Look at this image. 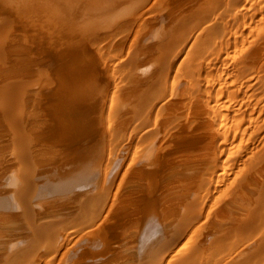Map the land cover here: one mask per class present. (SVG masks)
<instances>
[{
    "label": "bare ground",
    "instance_id": "obj_1",
    "mask_svg": "<svg viewBox=\"0 0 264 264\" xmlns=\"http://www.w3.org/2000/svg\"><path fill=\"white\" fill-rule=\"evenodd\" d=\"M214 1L217 0H160L158 3L162 11L159 14L161 18H158L162 19V24L159 23V27L156 25L157 28L152 26L150 33L153 36L148 35L151 36L150 42L153 39L152 44L145 42L147 37L146 40L142 38L145 33L139 37L142 29L138 28L139 36L138 32L137 35L135 33L139 37H136L137 41L142 38L139 41L146 43L142 42L154 60L157 57L154 53L172 48L174 42L176 45L175 34L181 27H190L191 20L192 24L196 23L194 19H200L194 30V24L185 28L194 31V40L183 63L192 57L195 59L194 47L197 45L196 48L203 51L209 45L206 44L212 41L211 35L217 34H212L214 21H211L212 17L208 18L213 14H208L209 10L205 12L206 7L213 5ZM225 1L230 9H234L241 0ZM144 2L147 0H0V264H22L32 258L35 263L40 262L37 260V254L42 250L40 246L59 236L51 234L47 230L49 226L59 227L61 221L57 219L60 214L65 217L69 214L68 217L71 215L75 219L78 217L76 207L79 193L74 194L76 183L88 192L86 199L80 196L85 199L80 202L81 212L87 214L96 209L95 221L90 219L94 224L88 228L85 222L88 228L84 230L86 233L79 234L77 238L71 236L76 240L69 247L68 243L66 246L61 242L49 263L83 264L88 259L96 260L105 255L111 262L136 263L151 249L154 252L153 249H162L165 245L170 252L178 243L174 252H167L169 259L166 264H189L193 258L196 261L197 256L202 258L200 255H206L205 251L210 250L212 245L220 248L236 234L243 237L240 238L241 243L236 242L237 248L231 244L232 247L228 246L234 251V254H230L231 262L238 264L243 256L253 258V252L264 251V121L263 126L260 123L261 130H255L260 116L263 115L262 119L264 117V104L261 105L264 94L260 95L261 98L258 95V99L254 92L239 96L236 92L239 89L235 86L236 76L233 82L218 87L217 93L207 92L211 93L207 97L209 99L193 94L188 104L184 101L185 106L183 99L187 97L185 90L188 91V88L183 83L186 81L180 83L177 79L179 82L176 80L165 97L157 99V95H160L157 93L155 100L159 101L151 102V88L163 74L152 71L153 67L149 68L147 59L151 57L144 59L147 51L141 53L145 49L139 47L142 43L139 46V43L137 46L135 44L131 49L132 42V53L129 51L132 56L125 72L128 74L127 84L123 86V92L119 91L123 102L115 105V111L119 110L117 119L109 118V122L106 121L107 95L110 91L104 72L107 67L98 64L95 53L88 45L91 39L88 40L87 36L113 29L119 25L116 23L118 20L123 16L126 18L132 9ZM226 3L221 4L222 7ZM6 5L20 19L34 23L43 21L58 34L59 45L62 41L64 48H61L65 54L58 65L62 67L60 71L50 69V62L38 56L39 50L36 48L39 46L34 47L40 40L36 41L39 35L36 29V33L28 31L30 35L26 31V38L24 32L19 33L23 25H18L23 20L19 22L20 19L12 15L10 18L12 16L14 20L3 17L1 6ZM237 12V21L241 20L239 26L254 25L252 31H257L264 22V0H251ZM15 20L19 22L18 25ZM144 21L149 22L146 18ZM149 23L152 25L153 22ZM145 28L147 31L146 25ZM238 28L232 29L220 43L217 41L219 46L216 44V47L220 48V52H216V56L226 54V67H236L237 70L243 65L252 67L254 81L247 86L251 88L261 84L260 87H263L264 38L260 36L263 30L254 37L251 32L248 34L243 28L241 31ZM44 31L47 32V29ZM186 38V42L181 38L185 45L190 41V36ZM41 44L45 42L37 45L41 47ZM231 47L236 49L232 50ZM198 50L195 51H201ZM43 51L46 52L45 49ZM139 53L144 57L139 58ZM43 62L49 65L44 63L47 66L45 70ZM214 79L205 76L204 80L208 86L216 88L218 83ZM226 86H235L237 90L228 89L229 93ZM115 87L118 89V86ZM158 91L161 93V90ZM119 95L116 96L120 98ZM259 106L262 108L259 109ZM164 113L166 116H162ZM113 114L111 111V116L108 115L112 117ZM135 115L140 119L137 123L134 121L136 125L131 128ZM246 122L249 124L245 126ZM250 128L252 131L248 139L250 136L255 138L245 146L248 155L246 153L247 156L235 163L230 158L225 159L231 153L230 149L229 152L227 150L231 144L238 143L236 137L239 131H243L244 135ZM111 130L121 132L119 137L122 136L123 144L118 154L113 149L106 153L102 146L105 142L103 134ZM102 136L104 141H101ZM238 144L233 145L237 147ZM238 153L236 156L239 157ZM102 202L106 210L98 209ZM258 264H264V259Z\"/></svg>",
    "mask_w": 264,
    "mask_h": 264
},
{
    "label": "rangeland",
    "instance_id": "obj_2",
    "mask_svg": "<svg viewBox=\"0 0 264 264\" xmlns=\"http://www.w3.org/2000/svg\"><path fill=\"white\" fill-rule=\"evenodd\" d=\"M160 0H147V2L145 3H141V4H139V6L137 7H135L134 9H132L131 10V12L126 16V18H124V16H123V18L122 19H120V20H118L116 23L118 24L119 23V25H117V26H113L114 28L112 29V28H110L109 30H107L106 29V31H99V32H97V33H92V34H90L91 36H87V39L89 40V39H91L89 42H88V45L90 44V45H92L91 47H90V45H89V48L90 49H92V52L93 53H95L94 55H95V57L97 58V60H98V64L99 65H102L103 67H104V65H105V68L107 69V70H104V72L106 73V82H107V89H109L108 91V94L109 95H107V105H106V114L108 115H110L111 116V111H113V115H112V117H110L109 115L107 116L106 115V121H108L109 122V120L110 119H112V118H116L117 117V113L119 114V110H118V112H116L117 111V109H116V107H115V105H121V102H123V99H122V96H120L119 94H122V93H120L119 91H121V92H123L124 91V88L126 87V84H127V81L126 80H128V78H127V73H125L126 72V70H127V64L129 63V61H130V56H132V50H130V44L133 42H135L134 44L132 43V46H131V49H134V45L136 44V46H137V44H138V46L143 42V41H139V40H142V38L143 39H147V41H145L147 44H152V40H151V42L149 41V38H151V36H153V34H151L150 32L153 30V27L152 26H156V25H158L159 23L160 24H162L160 21L162 20V19H160L159 20V18H161V15H159L160 13H161V11H162V9H161V5L159 4L160 2H159ZM217 1H219V0H217ZM216 1V2H217ZM222 1V0H221ZM224 2H222V3H219V2H217V4H216V2L214 1V3H212L213 5H211V4H209V7L207 6L206 8V10H205V12H207L208 10V14H215L214 16L212 15V16H210V15H208V18H213L211 21H214V24H212L213 22H211V24L213 25V27H214V29L215 30H217V31H215L214 29H213V27H212V29L214 30L213 31V33H212V31H210V33H212V34H214V32L215 33H217V34H215V35H211V36H213V39H211L210 41V43H207L206 45H208V46H206L205 48H206V50H205V48L203 49V51H202V49H200L199 48V50H198V48H196L197 47V45L194 47V50H193V54H195V59H193V57L190 59V60H187V61H185L184 63H183V61L185 60V58H186V56H187V53L192 49V47H193V32L194 31H192V29H189L190 27H191V25L192 24H194V26L192 27L193 28V30H194V27H195V25L198 23V20H200V19H198V20H196V19H194V22H196V23H192L191 24V22H193V20H191V22L189 23V25H190V27L187 25V26H185V28H187V27H189L188 29H185V28H180L178 31H177V33L175 34V39L178 41H176L177 43H176V45H175V42H174V45L172 46V48L171 47H168V48H166V49H161V51H159V52H157V53H154V54H156L157 55V57L156 58H154V60H153V58L151 57V56H149V54H148V51H147V48L145 47L146 45H144V44H146V43H142L141 44V46H139V47H143L142 49H144V50H141V53H143L145 50L147 51L146 53H145V55H147V56H143L141 53H139V55H140V57L139 58H141L142 56L144 57V59H146V58H148V57H151V58H149V59H147V61L149 60V62L153 65H151L149 62H148V66H149V68H152L151 70L152 71H158V72H160L161 74H163V76L160 78L163 82H161V80L158 78V80H157V82L156 83H154L153 85H154V88L152 87L151 88V91H150V94L151 95H149V96H151V97H149V100H151V102L152 101H154L158 96V98L157 99H159V98H163V97H165V95L166 94H168L167 92H170L172 89V85L173 84H175V82H176V80L177 79H179V81H180V83H183V82H185L186 81V83H183L184 85H185V88H188L187 90L188 91H186L185 90V92L187 93V94H185V96H187V97H185L186 99H183V104L186 106V104H188L189 103V101H191V99H192V97H193V94L195 95H197V94H199L198 96H201L202 98H204V99H209V98H207L210 94H206L207 92L209 93V91L210 92H214L215 91V93H217V91L219 90L218 89V87H220L221 85L223 86L224 84H228V83H230V82H233V80L234 79H236V76H238V78H237V80L235 81V83H236V85L235 86H237L238 87V89L239 90H237V87H233L232 88V86L231 87H228V86H226L227 87V90L229 89L230 91H234L235 92V90H233V89H235L236 88V92L238 93V95L239 96H241L242 94H244L243 96H245L247 93H255L254 95H256V98L258 97V95H259V97L258 98H261V96L260 95H263L264 94V86L263 87H260V85L261 84H259V85H257L256 84V87L255 86H253V87H249V83H252L254 80H253V78H252V67H250V66H248V65H243L241 68H238V70L236 69V67H235V69L232 67V66H230V67H226V65H227V57H225V55L224 54H218L217 56H216V54L218 53V52H220V48L218 47L219 46V44L218 43H220L221 42V40H224L230 33H231V30L232 29H236V28H238L240 31H241V29L242 30H244L246 33H248V34H250L249 32H251L252 33V36H256L257 35V33L259 32V34L258 35H260L261 33V37L262 38H264L263 36H264V22H262L263 24H262V26H260V28L255 32V31H252V27L254 26H248V27H241V25L239 26V22L241 21H237V20H239V17H237L236 15L238 14V12L236 13V11H239V10H241V8H243L244 9V6L247 4V3H249L250 1L249 0H244V4L241 6V4H242V1L243 0H241L240 1V3L238 4V3H236L237 5L235 6V5H233V6H235L234 7V9L231 7V9L229 8V5H228V3H226V1L225 0H223ZM159 2V3H158ZM224 3H226L224 6H228V8L227 7H225V8H227V9H225L224 8V6L222 7V5L224 4ZM221 5V7L219 6V5ZM149 5V6H148ZM217 5V6H216ZM7 6V5H6ZM6 6H1V9H2V12H3V17H8L9 19H13L14 17L17 19V20H19L20 18L17 16V14H14L15 12L11 9V8H9L8 6V9H7V7ZM217 8L218 6V8L217 9H214L215 7ZM241 6V7H240ZM4 7H6V9L4 8ZM213 9V10H212ZM235 10L234 12H233V10ZM5 10V11H4ZM6 10H8L9 12H7ZM226 10V13L224 12ZM230 10V11H229ZM144 11V12H143ZM232 11V13H233V15H232V13H230ZM211 12V13H210ZM227 12H229V13H227ZM5 13V14H4ZM6 13H8V14H6ZM11 13V14H10ZM136 13V14H135ZM138 14H140V15H138ZM148 14V15H147ZM158 14V15H157ZM10 15H12V16H14L13 18H12V16H11V18H10ZM137 15H138V18H137ZM207 14L205 13V17H207L206 16ZM217 15V16H216ZM224 15V16H223ZM231 15V16H230ZM140 16V17H139ZM146 16V17H145ZM221 16V17H220ZM233 16H234V18H233ZM156 17L158 18V19H156ZM216 17V18H215ZM259 18H260V16H258ZM257 17V19L259 20V18ZM14 18V19H15ZM19 18V19H18ZM137 18V19H136ZM146 18V21L148 22H153L152 23V25H150V23L148 24V23H145V21H144V19ZM221 18L223 19V21H221ZM238 18V19H237ZM242 18V17H241ZM244 18V17H243ZM242 18V19H243ZM245 18H247V17H245ZM13 19V20H14ZM132 19V20H131ZM142 19H143V22H142ZM150 19V20H149ZM248 19V18H247ZM17 20H15V22H16V24L18 25V23L19 22H21L22 20V24H20L19 23V25L18 26H21V25H23V30L21 29V27H20V29H19V33H21V34H24L26 31H27V33H28V35H30L29 34V32L28 31H30V33H36L35 31L37 30V32L38 33H36L38 36L36 37V41L38 42V40H39V43H35L36 45L37 44H40V43H44L45 42V44H41V47H40V45H35L34 43H31L32 45L34 44V47H38V48H36L37 50H39V51H37V52H39L38 53V56H42V58L43 57H45V59H46V61L45 62H50V63H48V64H50L51 65V67H50V69L51 68H53L54 70H59L60 71V69H62V67H59L60 65L59 64H61L62 63V61H63V56L65 55L63 52H64V49H62L61 47H63L64 48V44L62 43V41H61V44L59 45V36H58V34H56L55 33V31L53 30V29H51V27L50 26H48L47 24H44L45 22H43V21H40V23L38 22V21H36L37 23H34L35 21H30V20H28L27 21V19H25L24 20V18H21L20 19V21L19 22H17ZM127 20V21H126ZM130 20V21H129ZM133 20H134V22H133ZM156 20V21H155ZM157 20H159L158 21V23H157ZM196 20V21H195ZM216 20V21H215ZM248 20H250V19H248ZM27 22L26 24H28V26H26V24H25V22ZM155 21V22H154ZM201 21V20H200ZM222 22V24H221V22ZM236 21V22H235ZM33 23V24H30V23ZM42 22V23H41ZM141 22V23H140ZM219 22V23H218ZM235 22V23H234ZM238 22V23H237ZM122 23V24H121ZM128 23V24H127ZM157 23V24H156ZM231 23H233V25H231ZM238 25H237V24ZM258 23V21L255 23V24H257ZM42 24H43V27H42ZM142 24V25H141ZM150 26H148V25ZM34 26L33 28H32V26ZM140 25L142 26L141 28H139L140 27ZM144 25V26H143ZM145 25L149 28H147V31L145 30L146 28H145ZM215 25V26H214ZM235 25V26H234ZM250 25V24H249ZM40 26V27H39ZM45 26V27H44ZM130 26V27H129ZM160 25H158V27H159ZM226 26H227V28H226ZM229 26V27H228ZM231 26H233V28L231 27ZM237 26V27H236ZM29 27V28H28ZM39 27V28H38ZM45 28V29H44ZM48 28H49V30H48ZM142 29V30H145L146 32H142V30H141V32L140 33H142V34H140L141 36H139V31H138V29ZM145 28V29H144ZM154 28H157V26L156 27H154ZM225 28L227 29V31L228 32H226V30H225ZM230 28V29H229ZM247 28V29H246ZM254 28V27H253ZM262 28V29H261ZM34 29H36V30H34ZM46 30L47 29V32L46 31H44V30ZM53 32H52V31ZM116 30V31H115ZM124 32H123V31ZM188 30V31H187ZM225 30V31H224ZM263 30V31H262ZM34 31V32H33ZM42 31V32H41ZM112 31V32H111ZM186 33H185V32ZM190 31V32H189ZM262 31V32H261ZM24 32V33H23ZM108 32V33H107ZM113 32H114V34H113ZM117 32V33H116ZM121 32V33H120ZM125 32H128V33H125ZM137 32H138V36L139 37H142L143 35H144V33H145V35L142 37V38H140L138 41H137V38H139L138 36H136L137 35ZM261 32V33H260ZM119 33V34H118ZM135 33H136V35H135ZM153 33V32H152ZM229 33V34H228ZM41 34V35H40ZM45 36H44V35ZM100 34H102V36H100ZM124 34H126V35H124ZM147 34V35H146ZM185 34V35H184ZM188 34V35H187ZM228 34V35H227ZM253 34H255V35H253ZM25 35V37L26 38H28V36H26L27 34L25 33L24 34ZM53 36V37H51L50 38V36ZM111 35H113V36H111ZM148 35H151V36H149L148 37ZM179 35V36H178ZM184 35V36H183ZM187 35V36H186ZM218 35V36H217ZM227 35V36H226ZM100 36V37H99ZM133 36L135 37V38H133ZM183 36V37H182ZM189 36H190V38H189ZM224 36V37H223ZM226 36V37H225ZM46 37V38H45ZM49 37V38H48ZM93 37V38H92ZM107 37V38H106ZM137 37V38H136ZM145 37V38H144ZM147 37V38H146ZM177 37V38H176ZM180 37V38H179ZM186 37H188L189 39H190V41L188 42V44H184V41L186 42ZM217 37V38H216ZM251 36H249V40L251 39L250 38ZM56 38H58V39H56ZM101 38V40H99V39ZM104 38V39H103ZM109 38V39H108ZM111 38V39H110ZM114 38V39H113ZM181 38H184L185 40L183 41V39H181ZM38 39V40H37ZM47 39H48V41H49V43H51V45L49 44V43H47L48 41H47ZM55 39V40H54ZM92 39H93V43L91 44V42H92ZM96 39H97V41H96ZM136 39V40H135ZM42 40V41H41ZM53 40V41H52ZM95 40V41H94ZM106 41V43L104 42V41ZM220 40V41H219ZM35 41V42H36ZM101 41V42H100ZM109 41V42H108ZM181 41H182V45H181ZM217 41H218V43H217ZM56 42V43H55ZM58 42V43H57ZM104 42V43H103ZM126 42V43H125ZM47 43V44H46ZM54 44V45H53ZM55 44H58L57 45V47L55 46ZM105 44V45H104ZM216 44L218 45L217 47H216ZM44 45V46H43ZM95 45V46H94ZM183 45H185V46H183ZM45 46H46V48H45ZM51 48V51L49 50L50 48ZM60 46V47H59ZM99 46H100V48H99ZM43 47V48H42ZM58 47H59V49H58ZM102 47V48H101ZM183 47V48H182ZM40 48H41V50L43 51L44 49H45V51L46 52H42L41 50H40ZM49 48V49H48ZM56 48H57V50L60 52V51H62V52H60V53H55V51L56 52H58L57 50H56ZM95 48V49H94ZM140 48V49H141ZM218 48H219V50H218ZM102 51H100V50ZM104 49H106V50H104ZM218 50V51H215V50ZM231 49L232 50H235L236 49V47H231ZM54 50V51H53ZM94 50V51H93ZM96 50V51H95ZM195 50H198V51H200V52H197V51H195ZM129 51H131V53H130V55H129ZM166 51V52H165ZM211 51V52H210ZM40 52H42V53H40ZM48 52H50V53H48ZM52 52H54V53H52ZM97 52H100V53H98L97 54ZM161 52V53H160ZM204 54H203V53ZM217 52V53H216ZM63 53V54H62ZM101 53H102V56H101ZM106 53V54H105ZM177 53V54H176ZM53 54V55H52ZM144 54V53H143ZM179 55L178 57L176 56V58H174L175 56L174 55ZM61 55V56H60ZM47 56V57H46ZM57 56V57H56ZM109 56V57H108ZM58 57H60V58H58ZM98 57H99V59H101L100 57H102V59H103V61H102V59L101 60H99L98 59ZM109 59H107V58ZM111 57V58H110ZM118 59H117V58ZM122 57V58H121ZM129 57V58H128ZM142 57V58H143ZM48 58V59H47ZM50 58V59H49ZM51 58H52V61H50L51 60ZM107 60H106V59ZM121 58V59H120ZM158 58V59H157ZM44 59V60H45ZM118 61H117V60ZM120 59V60H119ZM143 59V60H144ZM122 60V61H121ZM140 60V59H139ZM153 61V62H152ZM45 62H43V67H44V70L47 68V66L49 67V65L48 64H46ZM54 62H56V63H54ZM59 62H61V63H59ZM100 62V63H99ZM102 62V63H101ZM104 62V63H103ZM108 62V63H107ZM128 62V63H127ZM47 65H45V64ZM123 63H124V65H123ZM52 64H53V66H52ZM197 64H199V65H197ZM56 67H55V66ZM59 65V66H58ZM101 66V67H102ZM119 66V67H118ZM249 68H248V67ZM46 67V68H45ZM55 67V68H54ZM103 67L101 68V69H103ZM121 67V68H120ZM244 67V68H243ZM58 68V69H57ZM114 68H115V70H114ZM119 68L121 69V70H119ZM195 68V69H194ZM49 69V68H48ZM52 69V70H53ZM117 69V70H116ZM122 69H123V71H122ZM124 69H125V71H124ZM247 70H249L248 72H246ZM251 70V71H250ZM193 71V72H192ZM240 71H242V72H240ZM245 71V72H244ZM110 72V73H112V74H108V73ZM243 72L245 73V75L243 74ZM119 73V74H118ZM122 73V74H121ZM248 74V75H247ZM108 75H110V76H108ZM122 75H124V76H122ZM205 76L207 77V78H209V76L212 78V80L214 79L213 77H215V79H214V81L216 80L217 81V87L216 88H213L212 87V85H211V87H212V89H211V87L210 86H208L207 85V82L204 80L205 79ZM219 76H221V77H219ZM123 77V78H122ZM120 78V79H119ZM230 78V79H229ZM119 79V80H118ZM231 80V81H228V80ZM123 82H121V81ZM160 80V81H159ZM168 80V81H167ZM182 80V81H181ZM184 80V81H183ZM121 83H119V82ZM165 81V82H164ZM174 83H173V82ZM178 81V80H177ZM178 81V82H179ZM158 82H159V84H158ZM220 82V83H219ZM160 83H162V84H160ZM156 84V85H155ZM187 84V85H186ZM220 84V85H219ZM245 84V85H244ZM247 84H249L248 86H247ZM108 85H109V87H108ZM121 85V86H120ZM190 85H192V86H190ZM115 86H118V89H117V87H115ZM120 86V87H119ZM123 86H125V87H123ZM172 86V87H171ZM247 86V87H246ZM249 87V88H248ZM116 88V89H115ZM121 88V89H120ZM162 88V89H161ZM167 89V90H165V89ZM242 88V89H241ZM245 88V89H244ZM248 88V89H247ZM252 88L254 89V91L252 90ZM263 88V89H262ZM106 89V90H107ZM158 89L159 90H161V93L158 91ZM194 89V90H193ZM209 89H211V90H209ZM213 89H215V90H213ZM232 89V90H231ZM247 89V90H246ZM256 89V90H255ZM153 90H154V92H153ZM227 91V92H229L230 93V91ZM246 90V91H245ZM252 90V91H251ZM263 90V91H262ZM204 91H205V93H204ZM244 91V92H243ZM262 91V92H261ZM166 92V93H165ZM188 92H190V93H188ZM195 92H197V93H195ZM202 92V93H201ZM233 92V93H234ZM243 92V93H242ZM247 92V93H246ZM118 93V94H117ZM152 93H154V96L153 97H155V98H153L152 97ZM157 93L158 94H160L161 96L162 95H164V96H160V95H157ZM214 93V94H215ZM262 93V94H261ZM157 95V97H156V95ZM189 94V95H188ZM202 94V95H201ZM113 95V96H112ZM119 95L120 96V98L119 97H117V96ZM115 96V97H114ZM190 96V97H189ZM113 97V98H112ZM264 97V96H263ZM240 98H243V97H240ZM257 98V99H258ZM156 99V100H157ZM115 102H114V101ZM155 100V101H156ZM159 101V100H158ZM158 101H156V102H158ZM161 101V100H160ZM186 102V104H185V102ZM188 101V102H187ZM118 102V103H117ZM256 102V101H255ZM262 102V103H261ZM260 103H261V105L263 106V101H261ZM112 103V104H111ZM114 104V105H113ZM236 104V103H235ZM111 105H113V106H111ZM262 106H259V109L260 108H262ZM110 107H112V108H110ZM114 107V108H113ZM118 108H119V106H118ZM263 108H264V106H263ZM111 109H113V110H111ZM120 109V108H119ZM108 110H111V111H108ZM116 110V111H115ZM157 110V109H156ZM156 113V112H155ZM155 113H154V115H155ZM161 115V114H160ZM115 116V117H114ZM162 116H166L165 115V113L164 114H162ZM263 116V115H262ZM262 116H260V118H259V120H260V122H259V120L258 121H256L255 122V126L256 125H258V122H259V125L255 128V126H254V128H255V130H261L260 129V127H261V125H260V123L262 124L263 122L262 121H264L263 119H264V117H263V119H262ZM238 117V116H237ZM110 118V119H109ZM117 119V118H116ZM139 116L138 115H135L133 118H132V120H131V122H132V124H131V128L132 127H134V125H136V123H137V121H139ZM136 123H135V122ZM134 123V124H133ZM106 124H107V122H106ZM248 125L249 123L248 122H246V123H244V125ZM243 125V126H244ZM245 125V126H246ZM244 126V127H245ZM260 126V127H259ZM262 126H263V124H262ZM243 127V128H244ZM253 128V127H252ZM264 129V128H263ZM252 131V129L250 128L249 129V131L248 132H246V134H244L245 135V137H243L244 135H243V131H239V134H238V136L236 137V138H238L237 139V141H238V143L237 142H235L236 143V145L238 144V146H240V148L237 146V147H234V145L233 144H235V143H233V144H231V146L227 149L228 150V152H229V149H230V154L228 153V157L226 156V158L225 159H227V158H230V161H232L233 163H235V162H238L240 159H242L243 158V156L245 155V156H247L248 155V153H247V147H245L246 146V144H250L251 142H252V140H254V136L253 135H256L255 133H253V137H251L250 136V138L248 139V135H249V133ZM254 130V129H253ZM117 131H118V129H117ZM120 131V130H119ZM234 132V131H233ZM261 132H263V131H261ZM109 135H108V134ZM113 134H114V136H113ZM119 134V135H118ZM104 136H105V138H104V140H105V142H104V144L102 143V146L104 145V147H105V150H106V153H109V151L111 150V149H113V150H115V151H113L114 153H119L120 152V148L122 147V144H123V141L121 140V137H119L120 135H121V132L120 133H118V132H116V130H111V131H109V132H106V134H103ZM107 135V136H106ZM116 135V136H115ZM239 135H241V136H239ZM250 135H251V133H250ZM257 136V135H256ZM107 137V138H106ZM117 137V138H116ZM119 137V138H118ZM240 137H243V139L242 138H240ZM242 139V140H241ZM248 139V140H247ZM103 140V136H102V138H101V141H104ZM117 140V141H116ZM247 140V141H246ZM251 142H250V141ZM239 141H243L242 143L241 142H239ZM244 141L246 142V143H244ZM107 142V143H106ZM109 142V143H108ZM248 142V143H247ZM106 143V144H105ZM122 143V144H121ZM244 143V144H243ZM241 144V145H240ZM243 144V145H242ZM106 145V146H105ZM234 148H236L237 149V151L239 152H237L235 149H233V147ZM242 146H244V147H242ZM242 147V148H241ZM243 148H245L244 149V151H241ZM239 149V150H238ZM232 151H233V155H232ZM236 151V155H237V153L238 154H240L239 155V157L238 156H236L235 155V152ZM240 151H241V153H240ZM246 153H247V155H246ZM227 154V153H226ZM225 154V155H226ZM237 157V159L238 160H233L234 158H236ZM241 156V157H240ZM234 157V158H233ZM227 160H229V159H227ZM76 191H75V193L74 194H76V193H79V194H77V209L79 210L78 212V217H77V219H75L74 218V216H71L70 215V217H68L69 216V214L68 215H66L67 217H65L64 216V214H60V216L58 217L59 219H57V220H59V221H61V223H60V225H58L59 227L57 228V226L55 227V226H53V225H51V226H49V228L47 229V230H50V233L51 234H54L55 235V237H56V234L57 235H59V236H57V238L56 239H53L55 242H54V244H53V240L52 241H48L47 243L45 242L43 245H41L40 247V249H42V250H40L39 252H40V254H42V256H40V254L38 253L37 255V257H38V261H40V262H38V263H35L36 261L35 260H33V258L31 259V261L28 259V261L27 260H25L24 262H22V264L24 263V264H48L49 263V259H51L52 258V256H54V254H55V250L57 249V247H58V245L59 244H61V242L63 243V245H66L67 246V243H68V247L72 244V242L74 241V239L75 238H77L78 237V235L80 234V235H82L83 233H86L84 230L85 229H88L89 228V225H90V227H91V224L93 225L94 224V222L93 223H91L92 221L91 220H93V221H95V213H96V209H94V211H91V212H89V213H87V214H85V213H82L81 212V210H83V209H81V207H80V202H82L81 201V199H84V198H81V197H84L85 195L87 196L88 195V192H87V190H82V189H84V188H82V186H80V185H78L77 183H76ZM82 188V189H81ZM79 189H81V190H79ZM79 191V192H78ZM83 191V192H82ZM84 194H82V193ZM86 192V193H85ZM81 196V197H80ZM85 196V199L87 198ZM67 197V196H66ZM72 198H73V196H72ZM71 199V198H70ZM85 199L83 200V202L85 201ZM79 202V203H78ZM100 204H102V205H100ZM99 204V206H98V209L99 210H103V209H105V203L103 204V202L102 203H100ZM79 205V206H78ZM80 208V209H79ZM76 209V210H77ZM73 210H75V209H73ZM106 210V209H105ZM69 212V211H68ZM81 213V214H80ZM70 214H73V213H71L70 212ZM81 215V216H80ZM55 218H57V217H55ZM73 218V219H72ZM61 219V220H60ZM91 219V220H90ZM80 220V221H79ZM85 222H86V224H88V228H87V225L85 224ZM89 222V223H88ZM73 223H75V224H73ZM83 224H84V226H83ZM77 225V226H76ZM53 226V227H52ZM74 226V227H73ZM76 226V227H75ZM80 226V227H79ZM73 227V228H72ZM78 227V228H77ZM83 227V228H82ZM53 228V229H52ZM57 228V229H56ZM71 229H72V231H71ZM54 230V231H53ZM59 230V231H58ZM64 230V231H63ZM77 230H79V231H81L82 230V232H79V231H77ZM68 231H70V232H68ZM76 231V232H75ZM86 231H88V230H86ZM78 232V233H77ZM72 233L74 234L75 233V235H72ZM82 233V234H81ZM70 234V235H69ZM79 235V236H80ZM237 235L238 234H236V235H233L232 236V238L229 240V241H227V243H226V245H225V243H223L224 245V247L223 246H220V248H219V246H217L216 244L215 245H212V246H214V248L211 246V248H210V250L208 249L207 251H205V252H207V253H205V252H203V253H205L206 255H204V254H202V255H200V257L202 256V258H199L198 256L196 257L198 260H196L195 261V258H193V260H191L190 261V263L191 264H235V263H233V262H231L229 259L231 258L230 257V254L232 255V254H234V251L233 250H231L228 246L231 244V245H233V246H236V248H237V243H241L240 242V238H242L243 236H241V235H239V237H237ZM74 237L75 236V238H72V237ZM236 237V238H235ZM235 238V239H234ZM68 239H69V242H67L68 241ZM70 240H71V242H70ZM76 240V239H75ZM65 241H66V243H65ZM50 242V243H49ZM237 242V243H236ZM235 243V244H234ZM49 244V245H48ZM46 245V246H45ZM168 245V244H167ZM166 245V246H167ZM230 245V247H232ZM51 246V247H50ZM65 246V247H66ZM152 246V245H151ZM178 246H179V244L177 243L176 245H175V247L174 248H171V249H173L172 251H170V252H174L175 251V249L176 248H178ZM226 246V247H225ZM152 248V247H151ZM155 248V247H154ZM213 248V249H212ZM217 248H219V250L217 249ZM52 249H53V251H52ZM168 249V250H167ZM169 247L167 246L166 248H165V245L162 247V249L161 248H155V249H153L154 250V252L152 251V249L150 250V251H148V253H146V255H144V256H142V257H139L140 259L139 260H137L136 261V263L134 262V263H132V261L131 262H129V263H126V264H166L167 263V261H168V259L169 258H167L168 257V253H170V252H168L169 251ZM214 249H217V250H214ZM226 249V250H225ZM212 250V251H211ZM210 251V252H209ZM216 251V252H215ZM232 251V252H231ZM168 252V253H167ZM209 252V253H208ZM261 252V253H260ZM258 251L257 253H258V255L256 256V254L257 253H255V252H253L254 253V257L253 258H248V256H245V257H247L249 260H247L244 256H243V259H242V261L240 262V263H238V264H258V262L260 261V260H262V259H264V251ZM253 253H251V254H253ZM251 254H249V255H251ZM263 255V256H262ZM44 257H45V259H44ZM48 257V258H47ZM108 256H102L101 258H99V257H97V258H95L96 260H90V259H88L85 263H83V264H115V263H117V264H119V262L118 261H110V259L108 260V259H106ZM260 258V259H259ZM262 258V259H261ZM252 261H251V260ZM255 260V261H254ZM27 261V262H26ZM35 261V262H34ZM96 261L98 262V263H96ZM165 261V262H164ZM193 261V262H192ZM256 261H258V262H256ZM32 262V263H31ZM55 262V261H54ZM51 263V264H57L56 262L55 263ZM195 262V263H194ZM49 263V264H50ZM189 263V264H190Z\"/></svg>",
    "mask_w": 264,
    "mask_h": 264
}]
</instances>
